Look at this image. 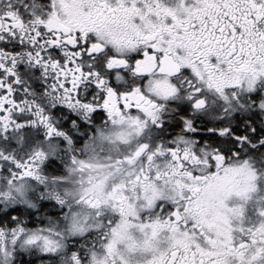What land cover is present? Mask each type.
Listing matches in <instances>:
<instances>
[{
  "label": "snow or ice",
  "instance_id": "6c2138e0",
  "mask_svg": "<svg viewBox=\"0 0 264 264\" xmlns=\"http://www.w3.org/2000/svg\"><path fill=\"white\" fill-rule=\"evenodd\" d=\"M0 264H264V0H0Z\"/></svg>",
  "mask_w": 264,
  "mask_h": 264
}]
</instances>
